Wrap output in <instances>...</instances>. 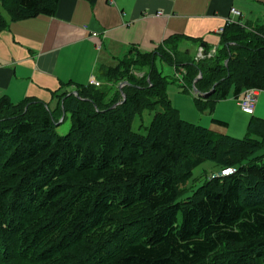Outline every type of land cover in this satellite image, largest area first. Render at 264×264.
<instances>
[{"label":"trees","instance_id":"obj_1","mask_svg":"<svg viewBox=\"0 0 264 264\" xmlns=\"http://www.w3.org/2000/svg\"><path fill=\"white\" fill-rule=\"evenodd\" d=\"M59 2L0 0V34L55 16ZM184 40L130 47L100 66L99 86L77 85L54 110L0 99V264H264V120L240 142L192 128L156 66L185 71L184 90L212 112L232 89L264 91V25L227 24L199 61L181 53ZM58 115L71 123L64 135ZM206 162L235 172L188 188Z\"/></svg>","mask_w":264,"mask_h":264},{"label":"crops","instance_id":"obj_2","mask_svg":"<svg viewBox=\"0 0 264 264\" xmlns=\"http://www.w3.org/2000/svg\"><path fill=\"white\" fill-rule=\"evenodd\" d=\"M233 8L242 23L264 25V0H60L55 16L13 22L0 34V99L16 105L31 99L54 110L61 94L95 84L100 66L115 67L130 47L154 52L171 37L191 39L180 51L194 47L199 61L200 49L220 46L227 20H238ZM224 101L246 123L264 120V91L254 115L241 111L234 96ZM228 128L227 120L213 118L210 130L225 135Z\"/></svg>","mask_w":264,"mask_h":264},{"label":"rangeland","instance_id":"obj_3","mask_svg":"<svg viewBox=\"0 0 264 264\" xmlns=\"http://www.w3.org/2000/svg\"><path fill=\"white\" fill-rule=\"evenodd\" d=\"M181 50L185 52L184 54L186 57L188 55L190 59L197 56V51L192 46H189L188 48L182 46ZM156 66L165 77H168L171 80L167 87L169 100L171 101L173 107L179 111L181 118L184 121L190 123L192 128L198 129L200 131H211L210 129L213 118L225 119L229 123V128L227 134L223 136H226L236 142L244 140L250 120L246 123V117L236 113L232 104H229L227 101L220 102L215 107L213 112L206 109H201L194 99L196 93L194 92L193 88L189 91H185L183 88L185 84L176 78V69L174 66L159 59L156 61ZM233 93L234 90L232 89L231 98L234 96ZM65 115L66 114H64V116ZM153 115V112H144L142 117L137 118L134 124V130L137 132H145V127H148L151 124ZM66 116L69 118V115ZM57 119L60 123L58 132L63 135L68 133L71 127L70 121L62 123L64 117H61V115H58ZM241 130H243V133H240ZM220 169V167L211 162L202 164L195 169L194 176L190 180L188 184L189 186L187 187H191L193 190H196L202 186L207 181V179H211L214 174L220 171Z\"/></svg>","mask_w":264,"mask_h":264},{"label":"built area","instance_id":"obj_4","mask_svg":"<svg viewBox=\"0 0 264 264\" xmlns=\"http://www.w3.org/2000/svg\"><path fill=\"white\" fill-rule=\"evenodd\" d=\"M161 15V13H159ZM231 15L234 16L235 18H241L242 14L240 11L236 9H231ZM235 23L233 18H229L227 20V24H232ZM224 29H221L219 31L220 34H223ZM217 49H213V51L210 52L209 56H213L216 54ZM205 56V51L204 49H200L199 54H198V60L204 59ZM186 75L185 71H182L178 74H176V78L179 79L180 81L183 82L184 76ZM97 86L99 85L98 83H95ZM261 93V90L257 89H247L245 90L240 97L238 98V104L241 108V110L248 114V115H254L256 104H257V98L259 94ZM235 172L234 169L232 168H226L222 170L221 172L215 174L213 178H221V177H228L232 175Z\"/></svg>","mask_w":264,"mask_h":264}]
</instances>
